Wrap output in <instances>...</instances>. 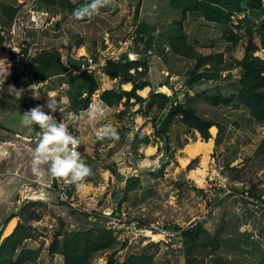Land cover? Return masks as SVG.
<instances>
[{
    "label": "rangeland",
    "instance_id": "374dc122",
    "mask_svg": "<svg viewBox=\"0 0 264 264\" xmlns=\"http://www.w3.org/2000/svg\"><path fill=\"white\" fill-rule=\"evenodd\" d=\"M7 1L15 11L0 7L4 47L0 54V103L6 108L10 105L13 118L5 119L6 123L0 118V126L12 127L11 132L8 127L0 130V251L9 242L7 236L14 227L9 245L16 246L15 264H63L66 241L74 243L81 238L79 241L86 244L87 232L103 233L108 239H95L89 244L109 243L107 248L93 252L90 264H107L111 256L112 264H126L131 256L148 257L144 259L146 264H264V121H257L239 97L247 55L264 59L260 35L264 8H253L248 0H243L242 9L230 11L226 23L214 22L224 37L212 41L206 37L212 21L200 10L184 15L182 8H176V0H165L159 9L153 4L147 12L130 18L134 24L130 34L122 26L110 29L107 21L101 23L98 12L89 23L68 30L55 15H50L51 4L47 1ZM44 2L48 6H40ZM174 7L173 17L166 16ZM64 8L60 6L61 10ZM25 9L30 10L29 19L36 16L37 21L28 23V18L18 15ZM140 29L144 31L141 37L150 42L148 51L143 41H135L136 30ZM178 33L186 37L187 53L191 56L171 49L169 39ZM57 42L70 52L82 42L91 45L90 54H81L78 48L72 52L76 58L65 54L61 61L69 70L81 68L75 74L83 69L91 71L101 88L109 78L104 76L106 66L96 63L124 54L129 59L131 54V58L148 66L147 73L144 66V70L139 67L143 71L136 72L138 80L151 82L155 73L152 76L150 70L156 67L158 85L162 82L161 87L169 88L163 91L151 85L150 91L139 93L144 97L141 102L132 98L126 103L123 98L108 106L102 103L104 90L97 93L98 97V89L93 93L89 106L77 114H85L92 105L100 104L105 115L96 119L85 116L79 120L82 123L77 130L72 129L80 143V159L91 170L77 183H72L70 177H53L47 164L33 172L32 151L40 130L37 124L21 123L22 113L29 108L23 98L8 91L12 80L24 87L30 84L29 77L31 80L36 66L31 65L29 77H13L15 68L24 74V67L32 58L52 50ZM101 48L105 49L103 55ZM211 55L217 59L203 62V66L213 64L218 70H214L215 78L189 87L187 73L199 59ZM89 57L93 64L88 63ZM78 58L88 67L83 68V63L74 66ZM203 66L201 69L206 68ZM257 70L264 73V68ZM32 83H38L37 91L42 94L56 88L57 104L62 101L70 105L69 98L63 96L70 88L68 74L49 79L47 84ZM156 89L171 97L164 110L157 104L159 98L151 94ZM181 103L194 109L191 117L198 116L216 127L215 132L210 130L212 126L208 129L212 146L204 166L203 154L192 157L184 151L193 140L207 141L201 132L184 124L178 116L167 119L172 106ZM105 125L115 129L116 135L97 139L94 130ZM145 136L150 141L139 146ZM187 154L190 160L183 159ZM199 169H203L198 175L202 184L193 175ZM62 179L70 182L67 188L71 186L69 194L78 206L62 201ZM130 184L135 189L127 190ZM161 219L173 229L183 226L182 236L166 243L161 236L149 235L150 225ZM134 220L141 223L142 232L133 226ZM192 230H200L197 240ZM176 238L183 247H175L179 244Z\"/></svg>",
    "mask_w": 264,
    "mask_h": 264
},
{
    "label": "trees",
    "instance_id": "16d2710c",
    "mask_svg": "<svg viewBox=\"0 0 264 264\" xmlns=\"http://www.w3.org/2000/svg\"><path fill=\"white\" fill-rule=\"evenodd\" d=\"M48 3L52 4L53 6L61 5L62 8L67 9L69 11H72L74 8L78 7L79 4H82L86 2V0H79L76 3H72L70 0H44ZM178 2V5H175L178 8L183 9L184 15L187 11L192 10H200L204 12L206 17L210 19L212 22L217 23H226L227 19L230 16V11L232 10H238L240 11L242 9V1L243 0H176ZM172 3L173 0H172ZM181 3V4H180ZM248 4L253 8H264L262 0H248ZM0 7L5 8L8 12L9 10L15 11L11 6H8L7 4H4L0 2ZM10 11V12H11ZM139 6H137L136 9V16L138 15ZM1 12V11H0ZM12 12V13H13ZM7 16H9L7 14ZM94 16V15H93ZM91 17H85L83 19H80V21H88ZM1 20L3 19V15L0 14ZM13 18V17H12ZM9 21L11 20L10 17L7 18ZM3 22V21H2ZM7 23V22H6ZM143 29L136 30V43H139L140 41L144 42V45L146 47L145 51H148V47L150 46L149 40H144L143 37H141V34L144 32ZM179 32V31H178ZM181 33V32H180ZM226 35V34H225ZM260 35L263 39L264 43V23L262 24V27L260 28ZM227 36V35H226ZM170 42L172 45V50L174 52H177L180 55H189L191 56V53H187V47L188 43L186 42V37L183 35H172L170 37ZM3 39L0 37V54L4 51V47H2ZM139 51V50H137ZM214 58L217 59L216 56H207L206 58H201L198 60V63L193 68L191 72H188L189 78L187 79V84L189 87H194L196 84H198L201 81L210 80L215 77L214 76V70H217L216 67L212 64L207 65L209 66H203V62H213ZM250 58V59H249ZM81 62H74V66H79ZM246 73L243 78L240 80V94L239 97H241V101L248 106L250 110V114L257 120V121H264V73H262L260 70H257V67L264 68V59L258 57V56H249L246 57ZM31 65L36 66V68L32 71L33 76L30 80V77L27 76L29 74V71L31 70ZM143 66L145 67L146 73L148 71V66H146L145 62H139V61H133L130 60L127 56V54H124L119 58V60H107V65L104 68V71L106 75H108L111 78H120V83L118 87L112 88V89H105L102 94L101 98L104 102L107 103V105H113L117 102H121L123 98H126V103L133 98L136 102H141L144 97L141 96L137 91L139 89L144 88L145 86L150 85L149 80H144L143 82L141 80H138V76L136 74L138 72L141 73V71L144 70ZM203 67H206L204 69H201ZM139 67H142L143 70H139ZM17 71H20L19 69L15 68ZM14 69V70H15ZM24 74H19L17 71L13 73V77H29V82H41L45 79H48L50 77L60 76L68 74L69 81H70V88L68 90L67 96L69 98L70 108L72 111L76 112L82 109H86L89 104L92 101V95L93 93L99 88L98 80H96L94 74L89 71L88 69H83L79 74L73 73L70 69V67L64 66L61 61V57L57 49L53 48L52 50H44L38 55H36L26 66L24 67ZM30 69V70H29ZM134 69L132 72L131 70ZM218 71V70H217ZM137 72V73H136ZM139 73V74H140ZM19 74V75H18ZM15 79V78H14ZM131 82L133 87L130 90H125L122 87L123 83ZM151 86V85H150ZM86 94V95H84ZM151 94L155 98H159V102L157 103L159 108L164 110L167 108V104L169 103L171 97L163 92H154V90L151 91ZM133 103V102H132ZM194 109L191 107H188L184 105L183 103L177 104L176 106H172L170 111L168 112L167 119L171 120L172 117L178 116L180 117L181 121L192 127L196 128L198 131L201 132L203 139L208 140L210 137V134L208 132V129L210 126H212V122L203 120L196 117H191L193 114ZM193 118L194 120H191ZM160 129H158V132ZM150 141L149 136H145L143 139V142L139 144V146L147 145V143ZM262 146L264 147V140L262 143ZM135 181L138 182V179L136 178ZM135 187H133L131 184L128 186L127 190H133ZM192 230V232L195 233L194 239L197 240L199 238L198 234L200 230ZM186 233V232H184ZM191 233V231L189 232ZM92 235V236H91ZM13 237V233L9 234L7 236V240L9 242H6V244L2 247L3 250L0 251V264H15L14 257L16 256V246L12 244L10 238ZM85 242L86 244H83L81 241H79L81 238H77V240L72 243L71 240L66 241L67 248L65 249V260L63 264H90V256H92L93 252L101 251L109 246V243L104 244H89L93 240H99V239H107V236L103 233H100L99 235H93L91 233L87 232V236H85ZM193 239V240H194ZM108 240V239H107ZM84 245V246H83ZM148 257H140V256H131L129 260L126 262V264H146L144 259ZM2 259V260H1ZM112 256L111 259L108 260L107 264H112L113 262ZM22 261V259H20ZM18 260V262H20ZM17 262V263H18Z\"/></svg>",
    "mask_w": 264,
    "mask_h": 264
},
{
    "label": "clouds",
    "instance_id": "9594fccd",
    "mask_svg": "<svg viewBox=\"0 0 264 264\" xmlns=\"http://www.w3.org/2000/svg\"><path fill=\"white\" fill-rule=\"evenodd\" d=\"M105 3L106 0H86V2L79 4L78 7L72 10L71 18L80 20L85 17H91ZM130 60L136 59L130 57ZM49 79H52V77L45 80ZM37 85L38 83H35L30 85V87L33 89V97L39 99L40 93L37 90L40 88ZM2 88L3 84L0 85V89ZM8 91L14 95L17 92L13 85L8 86ZM48 97L49 99L46 101L48 112L44 110L45 105L38 104L24 111L21 116L22 124H37L41 129L38 134L39 139L32 151V170L33 172H38L41 165L47 164V171L53 177H70L72 183H77L90 174V167L80 159V153L76 150L79 140L69 133L64 122L67 117L63 116L60 120L54 117L52 113L60 109L56 100L49 94ZM104 115L105 110L102 105L95 104L91 106L90 116L92 119ZM94 134L97 139H103L104 137L115 136L116 132L111 126L105 125L102 128L95 129Z\"/></svg>",
    "mask_w": 264,
    "mask_h": 264
},
{
    "label": "crops",
    "instance_id": "0c3cea01",
    "mask_svg": "<svg viewBox=\"0 0 264 264\" xmlns=\"http://www.w3.org/2000/svg\"><path fill=\"white\" fill-rule=\"evenodd\" d=\"M2 1V3H4V4H6L5 2H7L8 3V1L7 0H1ZM35 1V0H34ZM72 3H76L77 2V0H70ZM79 1V0H78ZM164 2H166L165 0H106V3H105V5L103 6V7H101L100 9H99V11H98V16H99V19L101 20L100 22L101 23H107V25L109 26V28L110 29H112V28H118V27H120V26H122L123 27V29H125V30H127L128 32H129V34H130V32H132V31H134V24H133V22L131 23V20L133 19V17H138L139 16V13H143L144 11H146V9L148 8V7H150L151 5H153V4H155L154 5V8L156 7L157 9H159V6L160 5H162ZM162 3V4H161ZM7 5H9V4H7ZM139 6V11H138V15L136 16V10H135V6ZM40 6H48V4L46 3V2H44L43 4L41 3V5ZM60 6L61 5H59V7L57 6H53L52 4L51 5H49V7L51 8L50 9V15H55L56 17H57V21L58 22H60L61 23V26L63 25L64 27H66V29H68V30H70V29H73V28H76L77 29V25L79 24H82V23H89V21H80V20H74V19H72L71 18V12L72 11H69V10H67V9H64V10H61L60 9ZM137 6H136V9H137ZM176 8H178V7H176ZM175 7L174 8H171V9H169V13L166 15V16H171V17H173V15H174V12L172 11V10H174V9H176ZM28 11V12H27ZM29 11L30 10H28V9H25V10H22L18 15L20 16V14H21V16L22 17H24V19H27L28 18V23H29V18H30V14H29ZM153 11V10H152ZM147 12V11H146ZM145 12V13H146ZM190 12V11H189ZM190 13H192V12H190ZM189 13V14H190ZM156 14H157V10H155V16H156ZM96 14H94V16H95ZM93 16V17H94ZM92 17V18H93ZM170 17V18H171ZM111 18V20H108V19H110ZM130 18H132L131 20H130ZM164 18V17H163ZM23 19V20H24ZM103 19V20H102ZM107 21V22H106ZM24 22H27V20H25ZM59 23V24H60ZM112 25H111V24ZM131 24H133V25H131ZM210 24H212V25H210ZM210 24H208V25H210V27L207 29V31H206V37H209L212 41L214 40H216V38H218V39H220L221 38V36H223L224 37V35H223V33H222V31L220 30V28H218L217 26H219V25H217V23L215 24L214 22H211ZM76 25V26H75ZM75 29V30H76ZM78 30H76V32H77ZM14 32V31H13ZM19 35V34H18ZM18 40H19V38H17ZM17 42L18 41H16V42H14V43H16L17 44ZM87 42V41H86ZM86 42H82V43H77L76 45H78V48H81V54H84V53H86V54H90L91 53V51H90V47H91V45L90 44H88V43H86ZM19 43V42H18ZM71 43L69 42V45H70ZM52 46H54L53 48H55V49H57L58 50V52L60 53V56H61V59L65 56V54H67V55H71V56H73L74 58H76V56H74L73 55V53L72 52H75V51H77V49L75 50V48L77 47V46H74L73 47V49H72V51L70 52L68 49H65V47H64V50L62 49V42L61 43H59V42H57L56 44H53ZM58 47V48H57ZM82 50H84L83 52H82ZM100 52H102V54L101 55H103V53L105 52V49H103V48H101L100 50H99ZM130 53V52H129ZM82 56V55H81ZM83 57L84 56H82L81 58L83 59ZM108 57V56H107ZM120 58V57H119ZM109 59H112V60H119V59H114L113 58V56H111ZM77 61H79V62H81V60L78 58V60ZM133 61H136V60H133ZM83 62H85V61H83ZM83 62H81V63H83ZM71 64H73V62H71ZM154 66H156V65H154ZM157 66H158V63H157ZM156 67H154V69L152 70H150V73H151V71L153 72V73H151V75L153 76L154 75V73H155V77L154 78H152L150 81V85H153V87L154 86H157L158 87V89H162V88H164V87H166V86H164V87H161V85H163L164 83H162V82H160L159 84L160 85H158V82L157 81H159V79L160 78H158V76H157V74H156ZM133 70V69H132ZM131 70V71H132ZM79 71H80V68H79ZM164 72H165V70H163ZM133 72V71H132ZM104 76H107L108 78H109V80L107 81V83L105 82V84H104V86H102V88H101V86H99V88H98V90H97V92H96V96L98 97V94L97 93H99V91H101V90H105V89H112V88H115V87H117L118 85H119V83H120V78L118 77V78H114V79H112L111 77H109L108 75H104ZM55 77H62V75H60V76H55ZM52 78H54V77H52ZM155 83H157L156 85H154ZM98 84H99V82H98ZM100 85V84H99ZM107 85V86H106ZM150 85H148V86H145L144 88H142V89H140L139 90V92L138 93H142V94H145L146 93V91L148 92V91H150L151 90V86ZM122 87L125 89V90H130L132 87H133V85H132V83L131 82H126V83H123L122 84ZM167 88V87H166ZM54 89H56V88H54ZM53 89V90H54ZM158 89H156V91L157 92H159V90ZM169 90V88H167V91ZM57 91V90H56ZM163 91H164V89H163ZM141 95V94H140ZM64 96V98H66L67 99V95H63ZM101 101V100H100ZM102 103H104V101H102ZM105 104V103H104ZM107 105V104H106ZM0 106H2V105H0ZM108 106V105H107ZM1 107H0V112H1ZM1 115V114H0ZM0 118H2L3 119V121H4V123H6L5 122V119L7 120L8 119V117H6V116H4V115H1V117ZM10 119V118H9ZM82 123V122H81ZM210 140V139H209ZM209 140H207V141H203V140H201V139H196V140H193V141H191L190 143H188L187 145H186V147H185V152L187 151V153H189L192 157H194L193 155H199V154H203V159H202V163H203V166H204V159H205V152H207V154L209 153V151H210V148H211V146H212V142H210ZM199 142L200 143H204V145L202 146V149H199L198 147H200L199 146ZM188 145H192V147H193V149L194 150H196V152L195 153H191L189 150H187V147H188ZM149 153V152H148ZM189 154H187V157H185V158H183V159H189L190 160V158H189ZM207 160H208V158H207ZM142 162V161H141ZM189 162V161H188ZM199 183V182H198ZM13 229V228H12ZM10 231H12V230H10ZM9 231V232H10ZM7 235V234H6Z\"/></svg>",
    "mask_w": 264,
    "mask_h": 264
},
{
    "label": "built area",
    "instance_id": "2783aa9c",
    "mask_svg": "<svg viewBox=\"0 0 264 264\" xmlns=\"http://www.w3.org/2000/svg\"><path fill=\"white\" fill-rule=\"evenodd\" d=\"M30 21L31 22L37 21L36 20V16H33L32 17V20H30ZM119 57L120 56H117V55L113 56L114 59H119ZM130 57H132L131 54H130ZM88 61H89L88 63H91V64L94 63L92 57H89L88 58ZM86 64L83 63V68L86 67ZM96 64L97 65L99 64V66L103 68L104 66L107 65V61H106V59H102L100 62H98ZM72 71L74 73L79 72L76 69H73ZM48 82H49V80H44V81H41L39 83H41V84H47ZM32 84H35V83H32L31 82L30 84L26 85V87H24L25 85L23 86V85H21V83H19L17 85V83H15L14 80L11 81V85H13L14 88L17 90V92H16L15 95L20 96L21 99L23 98V100L25 101L26 106H28L29 109H31L32 107H35L36 105L39 104V105H45L44 110L46 112H48L49 109H47V107H46V101L49 99L48 94L51 95L53 98H55L56 91L49 89V90H47L46 93H43L42 94L40 92V98L39 99H36L32 95L33 89H31V87H30V85H32ZM57 105H58V107H59L60 110H57V111H55L52 114L54 115V117L57 120L62 119L63 116H66L67 117V119H64V122H65L66 127H67V129H68V131H69L70 134H72V129L73 128H76V130H77V127L79 125H81V122H79V120L85 118V116L91 117L90 116V109L91 108L88 109V110H86L85 111V114L78 115L77 113H75L74 111L71 110L70 105L68 104V102H66V104H64L61 101ZM38 127H39V125H38ZM39 130L41 131L40 127H39ZM79 146H80V143L78 144L77 149H76L78 152H79ZM68 183L70 184V182H68V180H63L62 179V186H61V189H60L59 194H60V197L62 198V201L63 202H69L72 206L76 207L79 204L77 202H74L73 196L69 194V189H70L71 186H69V188H67L68 185H69ZM74 204H78V205H74ZM132 224H133V226L135 228L141 229V223L140 222L134 220V221H132ZM169 224H170L169 222H166L163 219L157 220L156 222H154V223H152L150 225V228L151 229L147 230V232H149V235L152 234L153 236H161L162 239L166 243H172V240L175 237H177V236L180 237V235L182 236V231H184V229H183V226H180V225H178L177 229H173V228H171V226ZM141 232H142V229H141ZM177 239L178 238L175 239V242L176 243H179ZM178 245H179L180 248L183 247V242H180L179 244H176L175 247H178Z\"/></svg>",
    "mask_w": 264,
    "mask_h": 264
},
{
    "label": "bare ground",
    "instance_id": "6f19581e",
    "mask_svg": "<svg viewBox=\"0 0 264 264\" xmlns=\"http://www.w3.org/2000/svg\"><path fill=\"white\" fill-rule=\"evenodd\" d=\"M162 89H164L165 91H167V88L166 87H164V88H162ZM215 129H216V127L215 126H212L211 128H210V130L211 131H214L215 132ZM210 142H212V140H209ZM204 145V143H200L199 142V146L200 147H198L199 149H202V146ZM187 150H189L191 153H195L196 152V150H194L193 149V147H192V145H188V147H187ZM207 158H208V154H207V152H205V159H204V165L206 164V162H207ZM203 172V169H199V170H194L193 171V175L194 176H197V182H199V184H202V182H203V179L201 178V176H198L199 174H201ZM203 186V185H202ZM16 221V219H14L13 220V222H15Z\"/></svg>",
    "mask_w": 264,
    "mask_h": 264
},
{
    "label": "water",
    "instance_id": "95a60500",
    "mask_svg": "<svg viewBox=\"0 0 264 264\" xmlns=\"http://www.w3.org/2000/svg\"><path fill=\"white\" fill-rule=\"evenodd\" d=\"M5 105H2L1 107V112H0V114L1 115H4V116H6V117H8V118H10V119H12L13 117H12V115H13V112L11 111V110H9L8 109V107L6 108V106L4 107ZM31 134L33 135V136H36V132H34V131H31ZM14 228V227H13ZM13 230V229H12ZM12 231H10L9 232V234L11 233Z\"/></svg>",
    "mask_w": 264,
    "mask_h": 264
},
{
    "label": "flooded vegetation",
    "instance_id": "af4514ba",
    "mask_svg": "<svg viewBox=\"0 0 264 264\" xmlns=\"http://www.w3.org/2000/svg\"><path fill=\"white\" fill-rule=\"evenodd\" d=\"M2 103H0V105H1ZM10 105H8V107H9ZM0 117H1V115H0ZM7 127H8V125H3V126H0V130H4V131H6V130H8L9 129V132H11V126H9L8 127V129H7Z\"/></svg>",
    "mask_w": 264,
    "mask_h": 264
}]
</instances>
